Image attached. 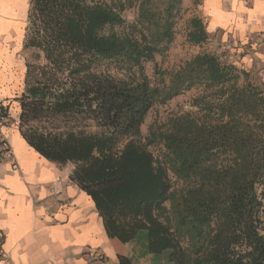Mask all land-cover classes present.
<instances>
[{
  "label": "trees",
  "instance_id": "1",
  "mask_svg": "<svg viewBox=\"0 0 264 264\" xmlns=\"http://www.w3.org/2000/svg\"><path fill=\"white\" fill-rule=\"evenodd\" d=\"M181 1L164 0L160 11L154 0H31L26 45L42 49L46 63H27L14 98L18 128L49 161L73 164L70 180L91 196L108 236L142 256L168 250L173 264H264V82H242L235 64L210 53L186 61L168 85L145 72L173 40ZM135 2L144 30L117 32ZM191 22V41L206 40L203 21ZM192 88L196 112L144 135L156 104ZM10 105L0 101V163Z\"/></svg>",
  "mask_w": 264,
  "mask_h": 264
},
{
  "label": "crops",
  "instance_id": "2",
  "mask_svg": "<svg viewBox=\"0 0 264 264\" xmlns=\"http://www.w3.org/2000/svg\"><path fill=\"white\" fill-rule=\"evenodd\" d=\"M30 3L0 0V59L7 63L24 39ZM204 7L211 32L264 27V0H204ZM10 81L0 77V85ZM11 89L1 90L0 98H11ZM5 137L11 157L0 163V264H94L88 260L94 250L106 264H119V255L134 254L133 243L108 236L91 196L70 180L69 163L61 166L39 154L18 126L7 128Z\"/></svg>",
  "mask_w": 264,
  "mask_h": 264
},
{
  "label": "rangeland",
  "instance_id": "3",
  "mask_svg": "<svg viewBox=\"0 0 264 264\" xmlns=\"http://www.w3.org/2000/svg\"><path fill=\"white\" fill-rule=\"evenodd\" d=\"M163 3L164 0H154V8L163 10ZM123 16L125 23L122 26H116L117 32L140 34L144 30V21L140 16V6L137 2L127 6ZM193 18H200L203 21L208 35V38L201 43H195L190 39V32L194 30L191 22ZM170 20L174 25L173 40L170 42L162 41L154 59L144 64L145 72L153 85H168L176 70H179L186 61L201 53L216 54L223 62L235 64L242 71V82L244 79L254 83L264 82V27L248 32H241L234 26L229 28L218 27L211 32L209 29L210 17L205 11L204 0H182L178 8L174 10ZM27 26L28 21L26 19L24 39L22 42L16 43L15 50L10 52V55H13V61L9 60L7 63L0 59V77L13 80L8 84L0 85V92L5 90L7 86L14 88L11 89V98L4 100L0 98V101L11 104V119L1 128L4 139H6L7 128L18 126L20 107L14 98L24 89L26 72L25 75L23 72L27 70V63L37 65L46 63L45 52L42 49L26 45ZM102 69L116 77L125 76V72L116 63L110 61H103ZM197 94V88H192L181 92L165 103L156 104L146 116L142 127L144 135H148L151 128L155 130L165 129L169 120L176 115L188 111L196 112L198 108L192 104V101ZM159 146L151 145L150 149L159 155ZM2 149L6 150L4 146ZM3 155L5 160H9L11 157L10 150ZM69 165L72 169L73 164L69 163ZM131 248L128 252L133 251L134 254L132 253L133 255L130 257L134 264H173L168 250L160 254L148 253L142 256L140 247L134 244V247Z\"/></svg>",
  "mask_w": 264,
  "mask_h": 264
},
{
  "label": "built area",
  "instance_id": "4",
  "mask_svg": "<svg viewBox=\"0 0 264 264\" xmlns=\"http://www.w3.org/2000/svg\"><path fill=\"white\" fill-rule=\"evenodd\" d=\"M1 138H2V140L4 139L3 136ZM4 147H5V149H7V147L5 145H4ZM0 238H2L1 233H0ZM88 260L94 264H106L105 255L98 250L91 251L88 254Z\"/></svg>",
  "mask_w": 264,
  "mask_h": 264
}]
</instances>
